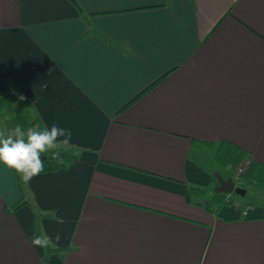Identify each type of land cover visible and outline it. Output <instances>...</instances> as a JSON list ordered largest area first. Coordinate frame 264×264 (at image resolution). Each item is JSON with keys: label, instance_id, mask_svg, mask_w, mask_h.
Masks as SVG:
<instances>
[{"label": "crops", "instance_id": "crops-1", "mask_svg": "<svg viewBox=\"0 0 264 264\" xmlns=\"http://www.w3.org/2000/svg\"><path fill=\"white\" fill-rule=\"evenodd\" d=\"M75 2L0 0V95L77 149L22 191L0 164V264H264V0ZM216 162L257 188L208 211Z\"/></svg>", "mask_w": 264, "mask_h": 264}, {"label": "clouds", "instance_id": "clouds-1", "mask_svg": "<svg viewBox=\"0 0 264 264\" xmlns=\"http://www.w3.org/2000/svg\"><path fill=\"white\" fill-rule=\"evenodd\" d=\"M19 100L25 97L21 94ZM72 137L69 129L53 124L43 129L29 127L24 129L16 125L7 132L0 131V164L13 169L24 183L30 182L35 176L44 171L45 154L50 160L62 162L57 149L61 145H68ZM62 223V220H58ZM61 236L56 233L49 236L46 233L34 235L30 239L33 247H55Z\"/></svg>", "mask_w": 264, "mask_h": 264}, {"label": "trees", "instance_id": "trees-1", "mask_svg": "<svg viewBox=\"0 0 264 264\" xmlns=\"http://www.w3.org/2000/svg\"><path fill=\"white\" fill-rule=\"evenodd\" d=\"M71 1L76 5L75 0H71ZM159 78H160V76H158L156 79L151 81V83H148L137 94H135V96H137L138 94L143 92L151 84L156 82ZM134 97H132V98H134ZM132 98L130 100H132ZM0 108H3L5 111L6 116L4 117V120L10 122L13 126L20 125L21 127L24 128L27 125L37 124V128L43 129L38 117L33 112V109L30 107L29 104L27 106L25 105V107L14 106L10 103L8 96L6 94H2V95H0ZM57 151L60 153V156L62 157V162L50 160L48 158V154H45V158L42 157V159H44V171L53 170V169H57V168H65L68 166L70 161L77 155V149L75 147L70 146V145L60 146V148L57 149ZM262 169H264V165H260L255 170V172H253L255 177H258L257 180L259 183H262L264 181V171ZM210 174H212V173H210ZM248 174L249 173H246L245 175H248ZM14 176H15L17 188L20 191H22L23 181L20 179L19 175L15 173V171H14ZM210 176H214V174H212ZM204 191H205V189H203L202 187L190 186L184 192V199L187 201H190L191 194H202V193H204ZM226 193L227 192H224V191L213 190L212 192H210L206 196L204 203H203V207L208 211H210V210L216 211L217 207L220 204L231 202L232 199L230 197L226 196ZM26 201H27L26 198L16 200L11 205V207H15L18 204H20L22 202H26ZM37 230L38 229L35 226V231H37Z\"/></svg>", "mask_w": 264, "mask_h": 264}, {"label": "rangeland", "instance_id": "rangeland-1", "mask_svg": "<svg viewBox=\"0 0 264 264\" xmlns=\"http://www.w3.org/2000/svg\"><path fill=\"white\" fill-rule=\"evenodd\" d=\"M9 100H10V103L14 106H19V107H25V103L22 102L21 100L18 99V93L16 92H13L11 91L10 94L7 95ZM6 116L5 114V111L3 108H0V131H4V132H7L8 130H10L11 128L15 127L13 126L10 122L8 121H5L4 120V117ZM29 127H36L37 128V124H31V125H27L24 127V129H27ZM210 148V147H209ZM208 147H203V151L204 152H209L210 149ZM203 160V159H201ZM242 167V171L239 172V174L236 176L235 174V170H233V174H232V179L234 180L235 184L238 185V186H241V187H245L246 188V192L244 193V195L241 197V195L235 191H231L230 194L232 196H235L236 198L240 199L241 202H244L250 191H251V188H249L247 186V183L251 184V186H254L257 188V185L255 183H252L250 182V178H246L247 175H245L247 173V171L245 170V165H239ZM216 168L218 169L217 170V173L222 175V176H226L228 174V172L230 171V167L223 164V163H220V162H216ZM213 177V176H212ZM243 179L245 180L246 184L243 183ZM215 181V180H214ZM214 184V183H213ZM243 187V188H244Z\"/></svg>", "mask_w": 264, "mask_h": 264}, {"label": "water", "instance_id": "water-1", "mask_svg": "<svg viewBox=\"0 0 264 264\" xmlns=\"http://www.w3.org/2000/svg\"><path fill=\"white\" fill-rule=\"evenodd\" d=\"M215 174L218 179V183L214 187L216 191L218 190L224 192L235 191L239 194H242L244 192V188L236 185L234 180L231 178V176L222 177L217 172H215Z\"/></svg>", "mask_w": 264, "mask_h": 264}, {"label": "built area", "instance_id": "built-area-1", "mask_svg": "<svg viewBox=\"0 0 264 264\" xmlns=\"http://www.w3.org/2000/svg\"><path fill=\"white\" fill-rule=\"evenodd\" d=\"M242 171V167L241 166H237L236 169H235V174L236 176L239 174V172ZM244 212V210H242Z\"/></svg>", "mask_w": 264, "mask_h": 264}]
</instances>
